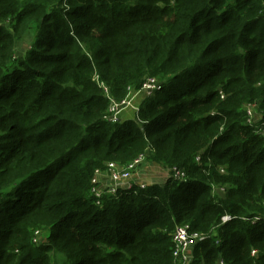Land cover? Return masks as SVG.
Wrapping results in <instances>:
<instances>
[{
  "label": "trees",
  "instance_id": "obj_1",
  "mask_svg": "<svg viewBox=\"0 0 264 264\" xmlns=\"http://www.w3.org/2000/svg\"><path fill=\"white\" fill-rule=\"evenodd\" d=\"M156 75L140 122L107 119ZM261 124L264 0H0V264H184L185 224L213 229L190 264H264ZM141 154L166 179L96 204Z\"/></svg>",
  "mask_w": 264,
  "mask_h": 264
},
{
  "label": "rangeland",
  "instance_id": "obj_2",
  "mask_svg": "<svg viewBox=\"0 0 264 264\" xmlns=\"http://www.w3.org/2000/svg\"><path fill=\"white\" fill-rule=\"evenodd\" d=\"M18 53L21 54V53H23V51H18ZM152 78H155L158 81H161L163 79L157 75L153 76ZM139 89H141V90H139ZM162 89L163 88L161 87L157 92H160ZM146 91H147V89L144 88V84L138 88H132V91L130 92V94L128 95V97L126 98L125 101H123L122 103H115L114 104V109L111 110V115L112 116L114 115V117L118 116V118H121L120 123H123L126 121L127 122L128 121H135V120L140 122L138 114H139L141 107H142L141 104L143 103V101L145 102L146 100H148L149 99L148 97H150V96H145ZM155 94L153 96H155ZM153 96H151V97H153ZM247 109H248V115H249V111L254 112L253 123L257 124L258 122L261 121L262 111L260 110L259 104L249 105L247 107ZM118 110H120V112L117 114ZM139 157H141V160L134 167H131V163L133 161H131L129 163H125V164H121L117 161L116 162L111 161V162H105L104 167L98 169L97 172H95V182L92 185V188L94 187L93 189H95V190L92 191V195L96 201V204H102V200L104 197L116 198L118 191L121 190L118 187L117 182L125 183L126 185L130 184V183H132L133 185L134 184L137 185V183H134L135 181H143V183L146 184V183L160 182V181H163L164 179H166V177L168 176V173L164 169L153 165L152 163L149 162V159L147 161L145 155H143V154L140 155ZM139 157H137V158H139ZM126 171H129V173H130L128 177H124L122 175ZM118 174H121L120 179L115 178V175H118ZM220 189L224 190V187H222ZM97 195H99V197ZM225 216L230 217L228 220L232 219L231 215L225 214L221 218V221H223V222L225 221V219H226ZM255 218L258 219V217H255ZM37 224L39 225V227H42V225H40L39 223H37ZM37 224H36V222L32 221L23 229V231L30 233V232H32V230L34 231V228L37 227ZM185 225H187V224H185ZM218 225L216 226V230L218 228ZM213 228H215V227H213ZM209 232L213 233V229H210L208 232H200V231H196L194 229H190V227H189L188 240L191 241V243H190V246L185 251L182 249L181 253L186 252L187 259H190L191 255L188 254L187 251L189 250V248H191L193 246L195 247L197 244V242H196L197 240H196V237L194 235H199L200 237L207 238V237H209ZM214 232H216V231H214ZM174 233L175 232H173V236H175ZM173 236L171 239L174 243V237ZM34 237L35 238L32 241L34 243H36L40 239L46 238V234L43 230H41V231L37 230L34 234ZM35 240H38V241H35ZM203 240H205V239H203ZM256 252H257V250H256ZM60 255L62 256L63 254H60ZM177 259H181V258H177ZM182 261L184 263L183 259H182ZM185 264H188V263L186 262Z\"/></svg>",
  "mask_w": 264,
  "mask_h": 264
},
{
  "label": "built area",
  "instance_id": "obj_3",
  "mask_svg": "<svg viewBox=\"0 0 264 264\" xmlns=\"http://www.w3.org/2000/svg\"><path fill=\"white\" fill-rule=\"evenodd\" d=\"M143 84H144V88L147 89L145 96H152V95H154L162 87V81H158L157 79L152 78V77H150L149 79H147L146 81H144ZM141 89H139V90H141ZM131 91H132V88L129 90L128 95L130 94ZM126 98L123 101H125ZM123 101H121V102H117V101L112 102L111 107H110V111H109L110 112V115L107 117L108 120H110L112 122H118V121L121 120V118H118L117 115H116L117 117H114V115L112 116L111 115V110L114 109V104L115 103H122ZM119 112H120V110L117 111V114ZM249 116H250V118L248 119V122L250 124H253L254 112L249 111ZM258 131L260 133L264 134V124H261L259 126ZM140 160H141V157L136 158L131 163V167H134L137 163H139ZM129 174H130L129 171H126L122 175L124 177H128ZM176 176L178 178H182L185 175L183 173H180L179 171H177ZM120 177H121V174L115 175V178L116 179H120ZM94 182H95V176H94V178L92 180V185H93ZM117 184H118V187L120 189L130 190V189L133 188V184L132 183L126 185L125 183L117 182ZM146 185L147 184H140V186H142V187H145ZM93 188H92V191L95 190ZM97 196L99 197V195H97ZM225 217H226L225 221H227L230 218L229 216H225ZM188 232H189V225L179 226L176 229L175 233H174L175 236H173L174 237V256H175V258H181V259H183L184 260V264L186 262L188 264H190L192 262V260H193V254L191 253V250H192V248H194V246L191 247V248H189V250L187 251V253L191 255L190 259H187L186 252H182L181 253V250L182 249L185 251L190 246L191 241L188 240ZM194 236L196 237V240H197L196 242H199V241H202L203 239H205V237H200L199 235H194ZM35 241H38V240H35ZM42 242H43V238L40 239L38 242H36V244H39V243L42 244Z\"/></svg>",
  "mask_w": 264,
  "mask_h": 264
},
{
  "label": "crops",
  "instance_id": "obj_4",
  "mask_svg": "<svg viewBox=\"0 0 264 264\" xmlns=\"http://www.w3.org/2000/svg\"><path fill=\"white\" fill-rule=\"evenodd\" d=\"M134 183H137V185L145 184V183H143V181H135ZM146 184H150V183H146Z\"/></svg>",
  "mask_w": 264,
  "mask_h": 264
}]
</instances>
